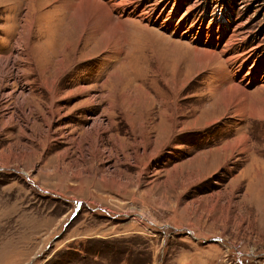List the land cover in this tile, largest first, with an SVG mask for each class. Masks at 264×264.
<instances>
[{
  "label": "rangeland",
  "instance_id": "1",
  "mask_svg": "<svg viewBox=\"0 0 264 264\" xmlns=\"http://www.w3.org/2000/svg\"><path fill=\"white\" fill-rule=\"evenodd\" d=\"M157 1L115 48L0 0V264H264V0Z\"/></svg>",
  "mask_w": 264,
  "mask_h": 264
},
{
  "label": "bare ground",
  "instance_id": "2",
  "mask_svg": "<svg viewBox=\"0 0 264 264\" xmlns=\"http://www.w3.org/2000/svg\"><path fill=\"white\" fill-rule=\"evenodd\" d=\"M58 2L64 5V9L67 13L66 15H68L69 21L71 20L73 24L76 23L74 32L84 31L87 29V27L91 26L96 31L103 32L104 34L106 33V38L109 39V44L114 45L115 48L120 47L124 42L122 39V29L125 30L123 25L127 22V20L133 17H137L139 20H149L151 14L155 13L159 6V1L157 0H58ZM161 12H163V10H161ZM160 17L161 16L159 15L157 17L154 16V20H158ZM183 19L184 16H182L178 22L181 24ZM119 23H121L120 25L122 26V29ZM161 23L162 25H171L175 31L179 30L181 27L179 23H177L175 26H172L174 20H172V18L169 16H167ZM71 28L72 25L68 26L67 29H62V31L66 30L65 35L68 36V38L69 36L71 37ZM68 30H70L69 33L67 32ZM196 53L199 59L203 62L206 61L205 57L207 58V63H205V65H212L218 63L219 61L218 54H216V52L202 50L196 51ZM223 54H225V52ZM219 76L224 81L225 79H228V81L226 80L228 82L226 83L227 86L222 93L223 97L230 99H225L224 103L226 104V108H229V106L233 104L234 100L245 102L243 100L246 97L247 92L246 86H243L242 83H244L247 77L244 76L241 78L242 82H239L238 84L232 79L230 73L228 74L227 70L221 71ZM231 99L234 100L232 101ZM241 140L242 141L230 144L225 149L232 151V149L238 146L240 143L244 145V143L247 142L246 138H242Z\"/></svg>",
  "mask_w": 264,
  "mask_h": 264
}]
</instances>
